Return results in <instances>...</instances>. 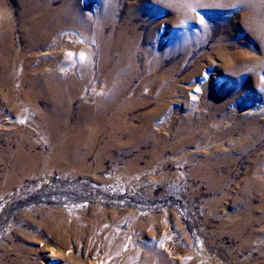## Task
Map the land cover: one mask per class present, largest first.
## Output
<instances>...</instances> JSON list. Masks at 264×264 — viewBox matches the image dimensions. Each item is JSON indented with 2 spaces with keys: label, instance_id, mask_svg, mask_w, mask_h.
<instances>
[{
  "label": "rangeland",
  "instance_id": "obj_1",
  "mask_svg": "<svg viewBox=\"0 0 264 264\" xmlns=\"http://www.w3.org/2000/svg\"><path fill=\"white\" fill-rule=\"evenodd\" d=\"M74 1L113 42L122 30L139 35L136 51L112 49L104 71L134 56L122 99L132 129L65 146L83 109L108 97L90 36V84L101 94L68 97L71 126L59 138L44 127L49 96L36 106L10 100L45 58L25 56L20 1L0 0L26 57L7 74L12 85L0 83V116L16 127L0 131V264H264V0H250L253 15L240 0Z\"/></svg>",
  "mask_w": 264,
  "mask_h": 264
},
{
  "label": "bare ground",
  "instance_id": "obj_2",
  "mask_svg": "<svg viewBox=\"0 0 264 264\" xmlns=\"http://www.w3.org/2000/svg\"><path fill=\"white\" fill-rule=\"evenodd\" d=\"M18 1H20V4L23 6V9H24L23 14H22L23 19L21 20V26H19L21 27V32H22L21 40L25 42V52L24 51L23 52L25 53V56L28 53H32V55H38L41 58H45V59H42L44 61L43 62L44 65H40L39 67L35 66V69L32 71L34 74L31 77H29L28 75L29 78L26 81L28 85L27 89L26 90L21 89L20 91L15 89L14 92H17V95H15V93L13 92V94H11V97H9V99L14 100L16 98H19V99H22V100H19V99L18 100H19V103L20 101H22L23 106L24 105L25 106L26 105L36 106L39 98L42 97L41 98L42 100L44 99L43 98L44 96H49L51 98L50 101L52 102L51 104L52 106L50 105L51 108L47 110L48 114L47 113H46L47 115L44 114L46 118L44 127L49 132L51 131L54 136L56 135L55 138H57L58 132H61L62 129L66 130V128H68V126L70 125L69 124V117H70L69 111L71 108L67 110L65 109L66 111H62L61 108L63 107H61V105L69 98L71 97L75 98V96L76 95L79 96V94L85 95L86 99L84 100L86 101L88 100L91 103L92 101H94V98H96L99 94H101L102 89L101 88L99 89V87H97L96 84L93 85L95 81L92 84H90L91 83L90 79L92 75L91 74L92 65L90 63V60L88 61V57L89 55H91L92 51L88 49L86 50L84 49V48H87V44L88 42H90L89 41V36H90V38L92 37V39L97 41L96 43L100 46V49H101L100 69H101V72L103 73V83H104L103 86H105V90L108 92L107 93L108 97L104 99L100 98L101 100H99V102L97 103L96 106H94V108H88V107L84 108L85 106L83 107L84 109L82 112H84L85 116L81 119L79 118L80 120L78 123L76 122V125L71 134L72 136L68 139L69 140L67 142L68 145L65 144V146L69 152V150H72L73 146L76 148L78 147L76 143L78 144L81 143L82 145H84L83 143H85L86 141L89 143H93V138L95 136L97 137L98 134L108 137L109 140H115L116 138H118L117 136L120 131H123V130L127 131V129L130 128L128 125L129 121L126 122L125 120V117H126L125 112L127 110V106L125 107V104H122V99L125 97V94L127 92V87L129 85L128 83L129 81H127L126 77H132L134 75L133 72H132L133 75L131 74L132 69H130V72L128 71L129 69L126 70L127 66L130 65L129 68L130 67L132 68L136 65L134 63V60H135L134 56L132 55L129 56L126 52H123V55L120 59V63H118L117 66L113 64L115 67L112 69V72L110 71L111 68L107 70L111 72V73L108 72L109 74H104V71H106L107 67H109L108 64L111 61L112 53L110 54V52H112V49L116 47H120L122 50H125V51L131 50V49L133 50L134 48H136L135 41L137 37L139 38V35H136L137 37L130 39L126 36V32L122 30V33L118 35L119 42H113L111 38L112 36H106V33L105 34L103 33L101 22H99L98 19H96V22H94L93 24V26L95 27V30H94L95 32H94L93 29L92 30L90 29L92 25L91 26L89 25V22L87 21L88 18L86 19L84 17L82 9L79 8V3L74 0L69 3H64L58 8H53L51 6L50 1H46V0H18ZM148 1L151 2V0H148ZM240 1L243 2L244 9L250 15H253L254 3H252L250 0H240ZM99 2H102V1L99 0ZM181 5L179 6L181 7ZM9 15L5 16L2 10H0V29L5 26L3 31L2 30L0 31V83L1 81H4L1 84L2 87L4 85H7V86L9 84L12 85V83H10L12 80L9 81V79L7 78L9 76H7V74L10 73V71L15 72L17 70L16 66L20 63L21 59L24 60L26 58L24 57L23 54L18 53V50H16V47L14 44V38L12 35L14 31L15 23H14L13 18L10 17ZM73 30L77 31L78 33H80V35L82 34L83 36L78 37L75 33H73L74 32ZM256 30L258 32L257 34L262 39L263 44H264V25L263 27H259V28L256 27ZM132 36H135V35H132ZM136 49L134 50L136 51ZM122 50H120L121 54H122ZM47 57H53V58L48 59ZM35 59L37 58H34V60ZM54 59L66 60V61L62 60L66 64V65L64 64L65 67H61L62 65L56 66L54 62L53 63L50 62L51 60H54ZM32 63L33 62L31 61V64ZM11 67H14V68L12 69ZM58 69L60 70V72L69 71L70 75L63 77L66 74V72L63 76H61V74H59L58 72ZM127 71L129 72V74L126 75ZM208 77H209L208 71H204L201 74V79L199 81V84L196 85V90H195L196 93L199 90H201L200 84L204 82L205 80H208ZM194 96L195 94H192V97ZM10 100L8 102L4 101L5 106L8 107V109L10 105L14 104V101L10 102ZM47 101L48 100H46V102ZM0 107H2V104H0ZM109 113L111 114L109 115ZM1 116H0V131H8L11 129H16V127L13 128L14 127L13 118L7 117V119L5 118L2 119ZM15 120L17 119L15 118ZM57 141H60V140H57ZM77 151H80V150H77ZM74 158L72 160H74ZM67 159H68V156H67ZM50 257L52 258V256Z\"/></svg>",
  "mask_w": 264,
  "mask_h": 264
},
{
  "label": "snow or ice",
  "instance_id": "obj_3",
  "mask_svg": "<svg viewBox=\"0 0 264 264\" xmlns=\"http://www.w3.org/2000/svg\"><path fill=\"white\" fill-rule=\"evenodd\" d=\"M201 23H203V18L201 19Z\"/></svg>",
  "mask_w": 264,
  "mask_h": 264
}]
</instances>
